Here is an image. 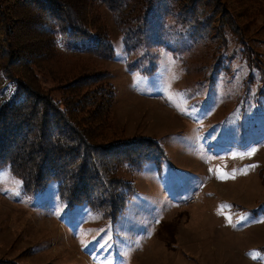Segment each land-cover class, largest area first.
I'll return each mask as SVG.
<instances>
[{
  "label": "rangeland",
  "instance_id": "374dc122",
  "mask_svg": "<svg viewBox=\"0 0 264 264\" xmlns=\"http://www.w3.org/2000/svg\"><path fill=\"white\" fill-rule=\"evenodd\" d=\"M184 1L152 0L140 33L94 2L90 18L102 17L110 58L52 47L47 60L17 59L14 75L24 62L31 69L22 79L58 99L65 81L49 70L66 81L106 72L90 85L115 91L103 142L157 146L142 167L137 154L119 173L132 190H122L128 205L116 223L87 204L69 207L56 182L27 192L0 167V264H264V0H218L205 9L217 19L205 39L201 27L180 23ZM214 7L246 30L252 56ZM3 63L0 107L25 103Z\"/></svg>",
  "mask_w": 264,
  "mask_h": 264
},
{
  "label": "trees",
  "instance_id": "16d2710c",
  "mask_svg": "<svg viewBox=\"0 0 264 264\" xmlns=\"http://www.w3.org/2000/svg\"><path fill=\"white\" fill-rule=\"evenodd\" d=\"M94 2L105 6L130 32H143L151 21L152 0H144L146 5L142 7L143 0H0V60L5 59L4 70L9 71L19 93L28 98L25 103L13 99L0 107V167H8L18 176L27 192L43 191L56 182L60 199L69 207L87 204L116 223L128 205V196L122 190H132L119 173L126 164L130 167L137 154L143 157L138 159L142 167L147 161L146 150L157 146L154 140L103 142L104 130L111 125L115 91L111 86L90 85L105 78L106 72L66 81L47 69L52 81H65L55 89L64 93L62 99L22 79L29 77L31 69L24 62H19L20 77L12 72L17 59L27 57L24 55L30 54L29 59L35 62L47 60L50 56L45 55L52 54V47H68L77 54L97 58L114 56L110 36L100 31L104 27L102 17L90 18ZM184 2L186 15L180 23L187 22L198 31L201 27L202 38H207L217 19L208 16L205 9L219 4L218 0ZM214 10L217 14L223 11L226 17L228 14L230 19L223 24L239 39L242 52L246 50L252 56L253 50L243 40L246 30L238 27L228 9ZM217 28V32H224L220 25Z\"/></svg>",
  "mask_w": 264,
  "mask_h": 264
},
{
  "label": "snow or ice",
  "instance_id": "6c2138e0",
  "mask_svg": "<svg viewBox=\"0 0 264 264\" xmlns=\"http://www.w3.org/2000/svg\"><path fill=\"white\" fill-rule=\"evenodd\" d=\"M230 219V218H229ZM257 254H253V258H255V256H256Z\"/></svg>",
  "mask_w": 264,
  "mask_h": 264
}]
</instances>
